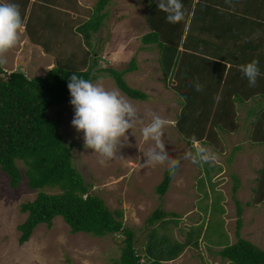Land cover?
<instances>
[{"label":"rangeland","instance_id":"rangeland-1","mask_svg":"<svg viewBox=\"0 0 264 264\" xmlns=\"http://www.w3.org/2000/svg\"><path fill=\"white\" fill-rule=\"evenodd\" d=\"M95 1L31 0L33 12L30 13L29 5L27 14L39 16V23L35 20L32 30H39L38 39L42 43H31L23 28L18 46L7 53V63L1 65L3 70L20 69L30 77L42 75L55 64L77 69L83 57L87 64L90 53L96 57L95 69L110 67L119 71L133 58L136 68L123 74V79L128 86L146 95L143 100L126 96L104 71H98L97 78L92 81H101L105 88L118 90L137 108L140 116L133 129L128 130V139L116 158L101 163L98 153L85 148L83 132H77L71 123L75 115L71 98L47 109L51 118L59 113L60 133L67 144H73L70 150L72 165L89 184V192L99 196L110 210H121L122 224L134 232L137 250L146 240L150 228L146 219L156 208L173 214L164 216L161 220H167L166 226L158 228V234H164L169 242L183 241L189 228L202 224L204 229L198 236L197 245L185 247L175 259L165 264H229L215 252L236 239L234 199L240 207V236L264 250V201L253 204L251 199L256 169L264 160V145H253L247 137V122L240 114L245 106L236 110L240 115L233 117L230 132L217 133L215 141L205 145L218 155L215 164L218 169L206 175L203 166L183 158L192 150V144L186 143L176 128L182 98L172 89L175 81L171 79L172 75L163 78L156 47L144 45L141 40L148 31L144 22L148 0H110L102 10L101 26L91 35L88 46L74 31L77 23L85 21L92 13ZM57 18L63 27L47 28L46 24H51L49 20L56 21ZM42 45H47L48 50L41 48ZM186 67L184 63V69ZM185 73L181 72L178 80L186 77ZM189 83L195 88L196 83L191 77ZM148 111H155L169 121L163 129L162 139L169 156L181 158L179 168L162 195L155 187L167 164L147 165L144 162V151L151 141H144L141 129L148 122ZM17 164L23 173V166ZM232 176L237 181L235 193L231 190ZM25 181L23 175L15 188H9L6 174L0 170V264H118L122 245L120 232L103 237L81 231L70 233L58 215L52 218L50 226L37 224L28 239L19 243L20 231L16 226L26 216V212L20 211V204L32 200L37 192L30 190ZM43 190L46 193L56 191ZM213 201L221 208L219 212H211Z\"/></svg>","mask_w":264,"mask_h":264},{"label":"trees","instance_id":"trees-1","mask_svg":"<svg viewBox=\"0 0 264 264\" xmlns=\"http://www.w3.org/2000/svg\"><path fill=\"white\" fill-rule=\"evenodd\" d=\"M109 1L96 0L89 17L75 26L74 33L81 36L88 46L91 35L101 26L102 10ZM228 1L181 0L184 18L176 23L167 21V14L157 8L158 0H148L144 11L148 31L141 36L142 43L156 47L163 78L172 75L171 79L175 80L172 89L182 98L176 128L189 145L192 137L204 145L212 144L217 133L231 131L235 111L250 95L256 92L264 98V24L247 16L250 12L258 13V9L242 7L235 12L227 6ZM4 2L20 5L28 40L35 45L41 44L39 30H32V23L35 20L39 23V16L35 13V18L30 14L33 12L31 0H0V3ZM29 5L30 13L27 14ZM49 21L51 24H46L47 28L63 27L59 18ZM40 47L48 50L47 45ZM89 55L88 61L91 62L87 61L85 65L83 57L77 69L55 64L42 75L30 77L20 69L6 72L0 65V170L6 174L9 188H15L24 175L27 187L37 190L32 200L20 204V211L26 212V216L16 226L20 231L18 242H25L37 224L50 226L52 218L58 215L69 227L70 233L81 231L90 236L103 237L120 232L122 245L118 264H165L175 259L185 247L197 245L198 236L204 229L202 224L189 228L183 241L169 242L164 234H158V228L166 226L167 220H161L164 216L173 214L156 208L146 219L150 228L146 240L137 250L134 232L122 224L121 210H110L99 196L90 193L89 184L73 167L70 154L73 144H67L60 133L59 113L54 118L47 114L48 108L59 106L71 98L67 85L72 74L94 81L97 72L104 71L129 98H145L142 91L128 86L123 79V74L136 68L133 58L122 70L110 67L101 70L94 68L96 57ZM254 59L260 63V75L253 87L239 66ZM181 72H186V77L178 80ZM189 77L203 85V90L196 91L189 83ZM247 114L250 115L246 127L249 141L253 145H264V106H250ZM17 162L23 166V173ZM203 169L208 175L218 167L204 164ZM172 176L168 167L164 169L155 187L159 195L168 189ZM232 177L234 183L231 190L235 193L237 181ZM43 188L56 191L46 193ZM252 192L253 204L264 201V160L256 169ZM234 201L236 239L215 253L229 264H264V250L239 234L242 225L240 207L237 200ZM210 207L211 212L221 210L215 201ZM207 226L208 222L205 228Z\"/></svg>","mask_w":264,"mask_h":264},{"label":"clouds","instance_id":"clouds-1","mask_svg":"<svg viewBox=\"0 0 264 264\" xmlns=\"http://www.w3.org/2000/svg\"><path fill=\"white\" fill-rule=\"evenodd\" d=\"M157 8L167 14L170 23L184 18V6L181 0H158ZM24 23L20 5L11 2L0 3V65L7 63V53L18 46ZM239 70L248 79L250 86H255L260 75L258 61L252 60L239 66ZM71 95L70 103L75 115L71 121L77 132H83L84 146L98 153L101 163L117 157L118 152L128 139V130L140 120L137 108L118 90L107 89L101 81L93 83L72 74L67 85ZM196 91H202L203 85L195 84ZM218 99V98H217ZM148 122L141 129L143 139L148 146L144 151L147 165L167 164L170 173L175 174L181 158L169 156L165 147L163 129L169 121L155 111H148ZM192 150L184 154V159L203 166H214L218 155L195 137L191 138Z\"/></svg>","mask_w":264,"mask_h":264},{"label":"crops","instance_id":"crops-1","mask_svg":"<svg viewBox=\"0 0 264 264\" xmlns=\"http://www.w3.org/2000/svg\"><path fill=\"white\" fill-rule=\"evenodd\" d=\"M223 1H227V0H223ZM232 0H229L227 3V6L229 8H232V11L238 12L240 9H242V7H251L253 9H258V13H256V11L254 12H250L247 14L248 17L252 18L251 20L254 21L253 19H258V21L261 20V22H263L264 24V0H237L233 3L231 2ZM79 3V2H78ZM258 14V16H256ZM80 23H77V25ZM76 25V26H77ZM260 26V25H259ZM260 65V63H258ZM258 92V91H257ZM259 92H261V89L259 90ZM258 104H260V106H264V98H262V94H253L250 95V97H248L247 100L244 101V103H242L239 107L245 106V110L240 113L243 115V119L247 121L250 119V115L247 114V108H249L250 106H257ZM238 110V109H237ZM239 114V115H240ZM237 111H235V117L234 119L239 116Z\"/></svg>","mask_w":264,"mask_h":264}]
</instances>
